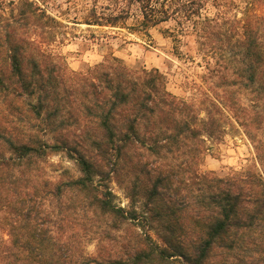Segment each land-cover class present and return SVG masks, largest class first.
Here are the masks:
<instances>
[{
    "label": "trees",
    "instance_id": "16d2710c",
    "mask_svg": "<svg viewBox=\"0 0 264 264\" xmlns=\"http://www.w3.org/2000/svg\"><path fill=\"white\" fill-rule=\"evenodd\" d=\"M206 1L124 0L106 16L90 8L85 22L126 19L134 3L143 29L192 22L258 164L223 176L202 167L205 139L220 130L209 108L200 116L157 68L114 55L67 70L43 46L59 20L39 0H0V264H264V137L252 129L264 126L263 38L250 18L211 31L220 17L201 16ZM60 151L78 175L44 177L41 163Z\"/></svg>",
    "mask_w": 264,
    "mask_h": 264
},
{
    "label": "rangeland",
    "instance_id": "374dc122",
    "mask_svg": "<svg viewBox=\"0 0 264 264\" xmlns=\"http://www.w3.org/2000/svg\"><path fill=\"white\" fill-rule=\"evenodd\" d=\"M39 3L59 20L54 29V40L43 46L67 70L84 72L110 55L121 58L132 68H157L169 91L195 102L198 108H202V117H205L204 109L209 108L219 122V133L205 139L204 169L223 176L258 166L250 139L221 98L222 93L217 86L221 78L208 70L214 66L212 52L207 48L208 44L206 48L199 47L191 21L179 26L170 18L143 29L140 26L141 12L134 3L129 6L126 19L115 23L89 24L85 18L90 16V8L95 7L99 15L106 16L117 13L124 0H39ZM201 16L220 17L219 24L210 29L220 31L221 36L228 31L234 32V27L241 20L250 18L256 22L264 44V2L207 0L201 9ZM213 40H216L214 34H209L206 41L210 43ZM214 52L216 58L217 53ZM227 74L229 78L233 77L231 71ZM230 89L234 93L235 88ZM238 95L241 102L250 104L247 93ZM252 129L257 136L264 137V126ZM41 166L43 176L52 179L57 178L63 169H68L69 175L79 173L74 160L62 151L50 154ZM183 176L186 178L188 172H184ZM109 186L116 194V201L126 206L128 200L124 189L115 181H111ZM0 237H7L3 228H0ZM96 243L95 240L87 242L85 251L94 253Z\"/></svg>",
    "mask_w": 264,
    "mask_h": 264
}]
</instances>
